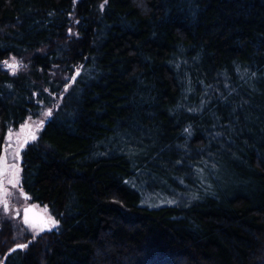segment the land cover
<instances>
[{"label": "trees", "instance_id": "obj_1", "mask_svg": "<svg viewBox=\"0 0 264 264\" xmlns=\"http://www.w3.org/2000/svg\"><path fill=\"white\" fill-rule=\"evenodd\" d=\"M35 121L0 264H264V0H0V158Z\"/></svg>", "mask_w": 264, "mask_h": 264}, {"label": "rangeland", "instance_id": "obj_2", "mask_svg": "<svg viewBox=\"0 0 264 264\" xmlns=\"http://www.w3.org/2000/svg\"><path fill=\"white\" fill-rule=\"evenodd\" d=\"M4 63L5 68H7L12 74H18L21 68V63L15 57H11ZM17 65L15 70L10 68L8 65ZM42 124L39 121L32 122L31 132L27 135L37 136L40 126ZM23 132L19 135H13L9 139L6 145L5 153L0 158V213L3 217L16 220L19 222V217L23 221V208L31 204L28 199L25 198L23 188H22V168L20 166V143L24 136ZM18 137V138H17ZM15 180V186L9 181ZM6 191V195H5ZM6 200V207L3 201ZM26 230H32L37 232L41 231L40 227L32 228L30 225L24 224L23 226Z\"/></svg>", "mask_w": 264, "mask_h": 264}, {"label": "water", "instance_id": "obj_3", "mask_svg": "<svg viewBox=\"0 0 264 264\" xmlns=\"http://www.w3.org/2000/svg\"><path fill=\"white\" fill-rule=\"evenodd\" d=\"M26 210H27V213H26ZM25 215L27 216V223L31 225L41 226L45 230L51 228V224H52L51 218L46 214L44 210L39 209L34 204H29L28 206L23 208V221L24 222H25ZM19 245H22V244H19ZM19 249H22V248L16 245L11 249L10 252L13 253Z\"/></svg>", "mask_w": 264, "mask_h": 264}, {"label": "snow or ice", "instance_id": "obj_4", "mask_svg": "<svg viewBox=\"0 0 264 264\" xmlns=\"http://www.w3.org/2000/svg\"><path fill=\"white\" fill-rule=\"evenodd\" d=\"M105 3H107V0H105ZM101 7H103V5H101ZM6 63V62H5ZM10 68H13V70H15V68L17 67V65L15 64V62L13 63V64H10V65H8ZM48 115H50L51 113L49 112V113H47ZM33 139H35V137L33 136L32 137ZM10 183H12L14 186H15V180H12V181H9ZM7 193H6V191H5V195H6ZM26 199H27V197H25ZM4 202V204H5V207H6V200L5 201H3ZM26 213H27V210H26ZM25 223H27V216L25 215ZM53 223L55 224L56 222L55 221H53ZM18 247H21V248H23V247H27V245H18Z\"/></svg>", "mask_w": 264, "mask_h": 264}, {"label": "flooded vegetation", "instance_id": "obj_5", "mask_svg": "<svg viewBox=\"0 0 264 264\" xmlns=\"http://www.w3.org/2000/svg\"><path fill=\"white\" fill-rule=\"evenodd\" d=\"M28 132H31V126L24 132V136L22 138H20V140L22 139L23 143L21 145V149L20 152H22V149L24 148L25 144L28 143L29 138H32L33 135H30V137H28L29 135Z\"/></svg>", "mask_w": 264, "mask_h": 264}]
</instances>
